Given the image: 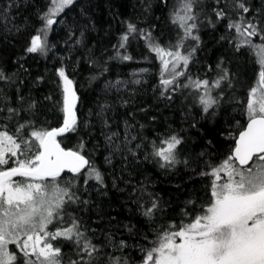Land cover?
Instances as JSON below:
<instances>
[{
  "label": "snow or ice",
  "instance_id": "snow-or-ice-1",
  "mask_svg": "<svg viewBox=\"0 0 264 264\" xmlns=\"http://www.w3.org/2000/svg\"><path fill=\"white\" fill-rule=\"evenodd\" d=\"M0 264H264V0H0Z\"/></svg>",
  "mask_w": 264,
  "mask_h": 264
},
{
  "label": "trees",
  "instance_id": "trees-1",
  "mask_svg": "<svg viewBox=\"0 0 264 264\" xmlns=\"http://www.w3.org/2000/svg\"><path fill=\"white\" fill-rule=\"evenodd\" d=\"M97 15L98 17L101 15L100 12H97ZM107 20V11L106 9L104 10L103 12V20H101V24L103 26L104 29H107L108 28V24L105 23L104 21ZM100 26V25H98ZM120 31V28L115 24V22H113V32L114 34H118V32ZM99 37H104V32H100L98 34ZM97 34L94 33L93 34V41H95V39L98 38ZM205 39L207 40V36H205ZM116 40L115 38L112 39V43H115ZM139 48L137 47V44L134 42L132 44V47L129 49V51H134L136 53L139 52ZM203 55V54H201ZM136 59H140V56L139 55H136ZM31 64H32V67H33V72H37V71H40L42 72L44 70L43 68V64L44 62L43 61H39L38 63L37 62H33V61H29ZM142 66H147L146 64L142 65ZM135 67H138L137 65L133 64L132 66H127V65H120L119 67L116 68V72H119V73H122L123 74V78H125L127 76V74H129V72L134 69ZM88 73L85 71L84 72V76H87ZM97 164H101L102 163V157H97V160H96Z\"/></svg>",
  "mask_w": 264,
  "mask_h": 264
},
{
  "label": "rangeland",
  "instance_id": "rangeland-1",
  "mask_svg": "<svg viewBox=\"0 0 264 264\" xmlns=\"http://www.w3.org/2000/svg\"><path fill=\"white\" fill-rule=\"evenodd\" d=\"M137 69V67H135L134 69H132L130 72H129V74L131 73V72H133V71H135ZM126 78V77H125Z\"/></svg>",
  "mask_w": 264,
  "mask_h": 264
}]
</instances>
